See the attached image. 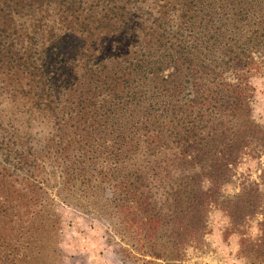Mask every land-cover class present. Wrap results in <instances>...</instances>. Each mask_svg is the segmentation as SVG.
Masks as SVG:
<instances>
[{"label":"trees","instance_id":"obj_1","mask_svg":"<svg viewBox=\"0 0 264 264\" xmlns=\"http://www.w3.org/2000/svg\"><path fill=\"white\" fill-rule=\"evenodd\" d=\"M263 68L264 0H0L2 216L53 220L55 197L74 204L81 190L119 233L125 211L139 213L152 240L166 215L155 190L173 183L188 239L223 207L244 257L264 263V206L256 242L242 223L263 191L223 194L252 142L264 150L251 118ZM48 161L55 195L38 177ZM20 249L0 244L3 264L27 259Z\"/></svg>","mask_w":264,"mask_h":264},{"label":"rangeland","instance_id":"obj_2","mask_svg":"<svg viewBox=\"0 0 264 264\" xmlns=\"http://www.w3.org/2000/svg\"><path fill=\"white\" fill-rule=\"evenodd\" d=\"M251 83V118L264 130V68L251 76ZM261 128L259 129L263 131ZM254 145L256 144L252 142L251 150L244 153L239 162L232 166L229 181L223 186L226 197H233L241 191L242 186L248 184H254L255 188L259 186V190L264 193V150ZM38 177L49 183L51 192L55 195L60 177L52 162L48 161L46 169ZM171 184L173 183L155 190L158 200L153 206L166 215L162 229L154 234L152 240L145 236L143 224L139 225L142 221L133 222L132 215L138 217L139 213L132 214L126 210L122 223L124 231L119 233L113 226L114 223L99 214L95 207L85 205L86 200L80 190L81 201L74 200V204L64 203L55 197L53 220L25 217L9 223L2 216L0 208V244L14 249L18 240L21 246L19 254L27 255L24 261H21L24 258L22 254L10 264H264L253 263L244 257L241 236L239 232H229L228 229L234 224L231 223V215L223 207L213 206L203 235L197 240L188 239L187 228L184 227V212L178 219L175 209L179 210L181 206H176L171 195L168 196ZM145 193L148 194L147 191ZM233 202L235 206L241 203L236 198L229 205ZM255 202L258 206L256 211L251 213L253 215L246 222L242 221L247 232L245 235L251 236L254 242L261 235L260 222L263 214L260 207L264 206V201L260 205L258 196ZM251 209H254L253 205ZM6 227L21 229L12 233ZM29 227L35 231L25 232ZM49 229L53 230L51 234ZM151 243L154 247H151ZM128 248L133 252L127 251ZM153 248L162 250L160 258L147 253V250ZM0 264H3L1 258Z\"/></svg>","mask_w":264,"mask_h":264}]
</instances>
